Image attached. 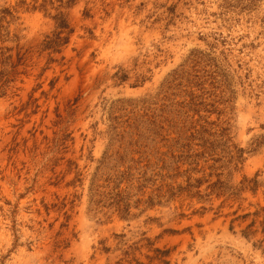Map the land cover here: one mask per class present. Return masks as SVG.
<instances>
[{"label": "rangeland", "instance_id": "rangeland-1", "mask_svg": "<svg viewBox=\"0 0 264 264\" xmlns=\"http://www.w3.org/2000/svg\"><path fill=\"white\" fill-rule=\"evenodd\" d=\"M0 264H264V0H0Z\"/></svg>", "mask_w": 264, "mask_h": 264}]
</instances>
